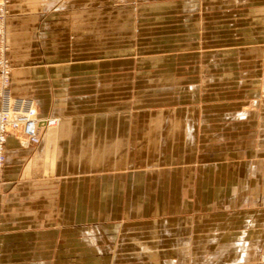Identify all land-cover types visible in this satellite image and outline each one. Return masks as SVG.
<instances>
[{
	"label": "crops",
	"instance_id": "1",
	"mask_svg": "<svg viewBox=\"0 0 264 264\" xmlns=\"http://www.w3.org/2000/svg\"><path fill=\"white\" fill-rule=\"evenodd\" d=\"M8 8L41 141L8 137L0 264H257L264 0Z\"/></svg>",
	"mask_w": 264,
	"mask_h": 264
},
{
	"label": "built area",
	"instance_id": "2",
	"mask_svg": "<svg viewBox=\"0 0 264 264\" xmlns=\"http://www.w3.org/2000/svg\"><path fill=\"white\" fill-rule=\"evenodd\" d=\"M11 2L12 0H0V204L8 137L17 136L25 146L35 145L41 141L38 130L40 118L35 101L15 96L12 92L13 65L10 56L11 45L7 39L8 6ZM55 122V119L46 120L49 126ZM257 264H264V243Z\"/></svg>",
	"mask_w": 264,
	"mask_h": 264
},
{
	"label": "rangeland",
	"instance_id": "3",
	"mask_svg": "<svg viewBox=\"0 0 264 264\" xmlns=\"http://www.w3.org/2000/svg\"><path fill=\"white\" fill-rule=\"evenodd\" d=\"M135 36H136V39H137L140 35L137 33V34H135ZM133 43H135V45H136L137 47H139L140 41H139V40H134ZM1 192H2V191H1ZM1 194H2V193H1ZM1 202H2V197H1ZM0 205H1V204H0Z\"/></svg>",
	"mask_w": 264,
	"mask_h": 264
},
{
	"label": "bare ground",
	"instance_id": "4",
	"mask_svg": "<svg viewBox=\"0 0 264 264\" xmlns=\"http://www.w3.org/2000/svg\"><path fill=\"white\" fill-rule=\"evenodd\" d=\"M56 120V119H55ZM57 121V120H56ZM56 123V122H55Z\"/></svg>",
	"mask_w": 264,
	"mask_h": 264
}]
</instances>
